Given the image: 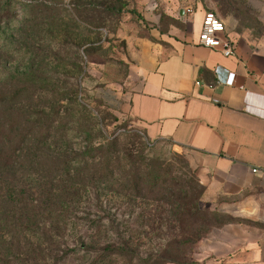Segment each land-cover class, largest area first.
Segmentation results:
<instances>
[{
	"label": "rangeland",
	"instance_id": "1",
	"mask_svg": "<svg viewBox=\"0 0 264 264\" xmlns=\"http://www.w3.org/2000/svg\"><path fill=\"white\" fill-rule=\"evenodd\" d=\"M198 7L226 20L235 37L251 43L264 37V0H0V264L4 249L29 240L31 213L50 215L48 196L72 200L64 210L70 213L99 211L95 191L75 185L80 157H89L86 164L92 165L91 151L98 147H130L152 173L161 164L168 178L196 181L200 212L188 219L185 231H198L204 239L231 220L211 213L215 203L178 149L117 120L97 96L109 84L135 90L142 42L161 43L154 29L183 28L178 12ZM163 199L164 205L137 201L136 214L156 218L155 224L126 225L136 231L137 260L112 258L106 264H149L148 253L175 245L177 212L169 196ZM101 201L108 213H129V198L108 192Z\"/></svg>",
	"mask_w": 264,
	"mask_h": 264
},
{
	"label": "crops",
	"instance_id": "2",
	"mask_svg": "<svg viewBox=\"0 0 264 264\" xmlns=\"http://www.w3.org/2000/svg\"><path fill=\"white\" fill-rule=\"evenodd\" d=\"M192 11L178 12L183 28L152 31L161 43L142 42L135 90L109 84L97 96L117 120L178 149L217 212L231 218L201 242L193 261L264 264V37L254 43L235 37L217 15L235 48L225 58L198 45L211 11ZM228 74H235L233 87L217 84Z\"/></svg>",
	"mask_w": 264,
	"mask_h": 264
},
{
	"label": "trees",
	"instance_id": "3",
	"mask_svg": "<svg viewBox=\"0 0 264 264\" xmlns=\"http://www.w3.org/2000/svg\"><path fill=\"white\" fill-rule=\"evenodd\" d=\"M129 148L98 147L91 151L95 153L91 159L94 161L92 165L86 164L90 161L89 157H80L83 166L76 171L75 185L81 190L91 188L95 191L99 211L82 215L70 213L64 210L68 209L66 206L72 200L48 196V202L46 200L44 204L50 215L44 217L39 212L31 213L26 219L27 224H30L27 225L29 229L25 230L29 240L24 245L17 244L4 249L1 264H69L75 257L81 259L80 264H106L112 258L137 260L138 247L133 244L136 231L126 225L140 221L146 224L157 222L150 215L136 214L135 208H139L137 201L147 200L164 205L163 198L168 196L177 212L175 222L180 230L179 240L174 246L152 249L146 257L150 260L149 264H197L188 262V258L197 252L201 242L211 232L203 239L198 231H185L188 219L200 212L199 195H196L200 188L198 183L192 181L185 184L179 178H168L161 164L157 166L160 170L152 173L146 159L135 156ZM143 167L146 169L141 171ZM126 168L128 172H124ZM108 192L130 199L128 214H111L103 210L101 199ZM211 213L220 215L217 210ZM158 219L162 221L160 216ZM168 253L169 257H165ZM142 264L145 262L142 261Z\"/></svg>",
	"mask_w": 264,
	"mask_h": 264
},
{
	"label": "built area",
	"instance_id": "4",
	"mask_svg": "<svg viewBox=\"0 0 264 264\" xmlns=\"http://www.w3.org/2000/svg\"><path fill=\"white\" fill-rule=\"evenodd\" d=\"M189 16L193 14L192 9H186ZM200 47L219 52L225 58L235 56L234 43L228 37L226 26L223 21L213 12H206L203 18L201 31L198 37ZM235 74H228L225 82L218 81L217 84L233 87Z\"/></svg>",
	"mask_w": 264,
	"mask_h": 264
},
{
	"label": "water",
	"instance_id": "5",
	"mask_svg": "<svg viewBox=\"0 0 264 264\" xmlns=\"http://www.w3.org/2000/svg\"><path fill=\"white\" fill-rule=\"evenodd\" d=\"M184 14V11L182 10L181 12H180V15L182 16Z\"/></svg>",
	"mask_w": 264,
	"mask_h": 264
}]
</instances>
